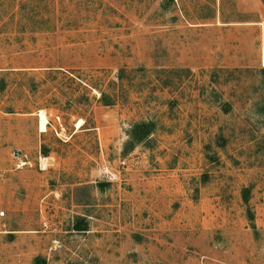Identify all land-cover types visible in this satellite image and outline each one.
<instances>
[{"label": "rangeland", "instance_id": "1", "mask_svg": "<svg viewBox=\"0 0 264 264\" xmlns=\"http://www.w3.org/2000/svg\"><path fill=\"white\" fill-rule=\"evenodd\" d=\"M2 82L0 264H264V0H0Z\"/></svg>", "mask_w": 264, "mask_h": 264}, {"label": "bare ground", "instance_id": "2", "mask_svg": "<svg viewBox=\"0 0 264 264\" xmlns=\"http://www.w3.org/2000/svg\"><path fill=\"white\" fill-rule=\"evenodd\" d=\"M41 117H42V130L44 131L46 129L47 118L44 114H42Z\"/></svg>", "mask_w": 264, "mask_h": 264}, {"label": "trees", "instance_id": "3", "mask_svg": "<svg viewBox=\"0 0 264 264\" xmlns=\"http://www.w3.org/2000/svg\"><path fill=\"white\" fill-rule=\"evenodd\" d=\"M0 86L2 87V88H4V82H2V84L0 83ZM101 99V98H100ZM102 99H103V97H102ZM102 99H101V101H102ZM105 105H108V103H105Z\"/></svg>", "mask_w": 264, "mask_h": 264}]
</instances>
